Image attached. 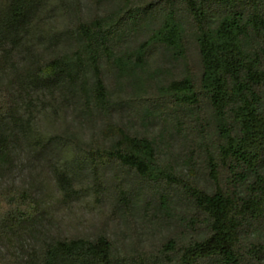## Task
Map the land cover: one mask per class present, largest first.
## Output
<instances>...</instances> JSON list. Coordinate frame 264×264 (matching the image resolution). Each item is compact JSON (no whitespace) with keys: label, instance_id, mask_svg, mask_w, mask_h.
Segmentation results:
<instances>
[{"label":"trees","instance_id":"1","mask_svg":"<svg viewBox=\"0 0 264 264\" xmlns=\"http://www.w3.org/2000/svg\"><path fill=\"white\" fill-rule=\"evenodd\" d=\"M42 96L99 119L86 149L74 135L75 160L92 165L93 149L135 172L169 232L141 255L107 235L40 232L37 196L9 183L0 264H264V0H0V178L30 142ZM124 105L143 129L122 122ZM173 136L197 159L177 162ZM34 231L37 245L18 250Z\"/></svg>","mask_w":264,"mask_h":264},{"label":"rangeland","instance_id":"2","mask_svg":"<svg viewBox=\"0 0 264 264\" xmlns=\"http://www.w3.org/2000/svg\"><path fill=\"white\" fill-rule=\"evenodd\" d=\"M59 20L56 14L47 22L48 25L45 24L46 29L59 25ZM180 69L176 66L171 71L177 73ZM189 69L197 70V57L193 52ZM126 91L129 97L134 94L132 89ZM132 98L136 99L135 96ZM35 102L30 142L17 145L10 170L0 178V185L15 183L32 189L42 211L38 224L40 232L50 230L52 235L61 237L107 235L124 253L141 255L144 251L152 252L169 228L166 227L168 222L160 218V205L151 197L148 184L132 170L105 155L96 154L93 149L89 154L83 153L95 157L92 165H80L75 160L72 148L79 141L74 135L78 133L79 139L83 140L82 147L86 149L90 144V134L97 132L100 126L99 119L94 117V120L82 123L73 104L61 97L42 96ZM117 111L124 124L143 129L136 112L129 106L124 105ZM159 129L160 126L158 129L153 126L156 133ZM182 138L166 137L174 151V159L180 157L176 159L179 163L186 158L185 155L197 159L190 150L184 148L179 151ZM194 168L195 175L199 177L202 165L196 162ZM63 175L68 177L67 183L72 187L66 196L60 190L67 184L60 179ZM38 236L35 231L24 233L17 244L18 250L26 253L36 246Z\"/></svg>","mask_w":264,"mask_h":264}]
</instances>
